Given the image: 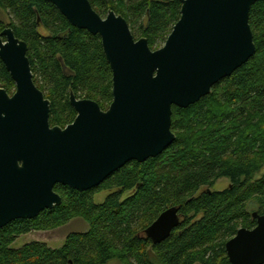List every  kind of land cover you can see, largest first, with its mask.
Here are the masks:
<instances>
[{
  "label": "trees",
  "instance_id": "trees-1",
  "mask_svg": "<svg viewBox=\"0 0 264 264\" xmlns=\"http://www.w3.org/2000/svg\"><path fill=\"white\" fill-rule=\"evenodd\" d=\"M89 2L99 15L122 16L134 39L145 38L152 51L180 17L179 0ZM0 12L27 46L33 82L50 102L51 127L74 120L69 92L102 110L110 105L111 71L98 36L70 26L43 0H0ZM248 23L254 55L197 103L172 107L175 141L162 154L127 163L86 192L55 186L60 206L0 229V264H230L225 243L239 229L255 227L252 213L264 216V173L254 179L264 170V0L251 7ZM4 26L0 21V31ZM0 83L14 88L1 61ZM9 87L2 89L11 95ZM222 178L229 186L212 191ZM101 192L109 194L94 203ZM172 207L178 208V227L152 244L144 230ZM73 219L88 228L69 234L58 249L37 242L11 248L22 235L57 229Z\"/></svg>",
  "mask_w": 264,
  "mask_h": 264
},
{
  "label": "water",
  "instance_id": "water-1",
  "mask_svg": "<svg viewBox=\"0 0 264 264\" xmlns=\"http://www.w3.org/2000/svg\"><path fill=\"white\" fill-rule=\"evenodd\" d=\"M43 1L70 26L100 38L112 101L103 111L70 92L74 121L50 127V102L33 82L26 44L10 28L0 33V61L15 87L11 96L0 89V229L60 206L57 185L86 192L127 163L162 154L175 141L172 107L197 103L254 55L249 12L262 0H179V20L154 51L145 38L134 39L122 16L108 11L102 18L89 0ZM179 219L178 208H168L144 235L160 244ZM252 219L253 229H239L225 243L230 264H264V216L254 212Z\"/></svg>",
  "mask_w": 264,
  "mask_h": 264
},
{
  "label": "rangeland",
  "instance_id": "rangeland-1",
  "mask_svg": "<svg viewBox=\"0 0 264 264\" xmlns=\"http://www.w3.org/2000/svg\"><path fill=\"white\" fill-rule=\"evenodd\" d=\"M100 16H102V15H100ZM103 17H105V16H103ZM0 21H2L4 23L9 22V19H8L6 13L0 12ZM138 39H139V37H137L135 40H138ZM164 42H158L153 47L154 50H158L159 48H161L164 45ZM38 83H39V81H38ZM39 85L41 87L40 83H39ZM2 87L4 88V87H9V86H5L4 84L0 83V88H2ZM13 92H14V88L13 89L10 88L9 93L12 94ZM108 108H109V106L106 107V109H104L103 111H106ZM67 125L64 126V124H60L57 126L60 128H64ZM263 173H264V170H261L260 172H258L254 176V179L260 178ZM228 186H229V181L225 178H222V179H219L214 184V186L211 188V190L212 191H223ZM108 194H109V192H101V193L95 194L93 197L94 203H96V204L102 203ZM87 228H88L87 224L84 221H82L81 219H73L67 225L60 227V228H57V229L47 230V231H39V232H31L29 234L22 235L16 239V241L11 245V248L17 250V249L22 248L26 244L37 242V243L45 244L50 249H58V248L63 246L65 239L69 234L83 232V231H86ZM107 264H119V263L117 261H110Z\"/></svg>",
  "mask_w": 264,
  "mask_h": 264
},
{
  "label": "flooded vegetation",
  "instance_id": "flooded-vegetation-1",
  "mask_svg": "<svg viewBox=\"0 0 264 264\" xmlns=\"http://www.w3.org/2000/svg\"><path fill=\"white\" fill-rule=\"evenodd\" d=\"M98 15H99V14H98ZM105 16H106V15H105ZM100 17L105 18V17H103V16H100ZM4 25H5V26H4V28L0 31V33H1L3 30L9 28L8 23H4ZM10 29H11V28H10ZM11 30H12V29H11ZM13 34H14V33H13ZM14 37H15V35H14ZM15 38L18 39L17 37H15ZM0 40H1L3 43H5V41H6V39H5L4 37H0ZM18 40H20V39H18ZM20 41H22V40H20ZM23 42H24V41H23ZM24 43H25V42H24ZM26 56H27V54H26ZM2 64H3V63H2ZM3 66H4V65H3ZM4 68H5V67H4ZM13 84H14V83H13ZM35 86H36V85H35ZM0 89H2V88H0ZM14 90H15V87H14ZM13 93H14V92H13ZM13 93H12V94H13ZM69 93H70V92H69ZM12 94H11V95H12ZM11 95H10V96H11ZM43 95H44V94H43ZM45 99H46V98H45ZM76 99H77V98H76ZM47 100H48V99H47ZM78 100H86V99H78ZM73 110H74V109H73ZM74 112H75V111H74ZM75 117H76V116H75ZM74 119H75V118H74ZM73 121H74V120H73ZM73 121H72V122H73ZM72 122H71V123H72ZM71 123H69L68 125H70ZM68 125H67V126H68ZM50 127H51V126H50ZM52 127H53V126H52ZM64 128H65V127H64ZM64 128H62V129H64ZM207 190H208V189H207Z\"/></svg>",
  "mask_w": 264,
  "mask_h": 264
}]
</instances>
